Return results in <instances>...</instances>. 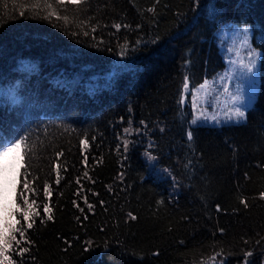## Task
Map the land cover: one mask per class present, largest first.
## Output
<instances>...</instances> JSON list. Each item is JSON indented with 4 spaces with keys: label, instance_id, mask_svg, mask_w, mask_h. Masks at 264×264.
I'll return each mask as SVG.
<instances>
[{
    "label": "trees",
    "instance_id": "trees-1",
    "mask_svg": "<svg viewBox=\"0 0 264 264\" xmlns=\"http://www.w3.org/2000/svg\"><path fill=\"white\" fill-rule=\"evenodd\" d=\"M228 22L262 49L258 96L241 122L193 124L184 78L225 67ZM0 106V140L34 153L15 202L27 169L40 213L13 216L14 264H264V0H0Z\"/></svg>",
    "mask_w": 264,
    "mask_h": 264
},
{
    "label": "rangeland",
    "instance_id": "rangeland-1",
    "mask_svg": "<svg viewBox=\"0 0 264 264\" xmlns=\"http://www.w3.org/2000/svg\"><path fill=\"white\" fill-rule=\"evenodd\" d=\"M245 28L248 29L247 33L244 32ZM217 38L226 61L225 67L197 86L189 88L185 93V100L192 107L191 121L196 120L195 124L222 125L229 122H241L246 118L238 121L234 115L235 109L239 107L247 115L248 108L258 96L262 49L253 40L251 24L225 23L218 30ZM252 50L261 55L258 57L250 56L249 53ZM253 60H255V66L253 71L248 73L245 65ZM250 90L252 98L249 103ZM20 154H23V148ZM13 162L19 167L20 162L17 153L10 154L7 160L0 162V164ZM21 168L19 167L18 180L20 179ZM16 191L17 187L13 191L10 186L5 184L3 174H0V224H2L4 216L2 208L5 204H10L13 199L15 200Z\"/></svg>",
    "mask_w": 264,
    "mask_h": 264
},
{
    "label": "snow or ice",
    "instance_id": "snow-or-ice-1",
    "mask_svg": "<svg viewBox=\"0 0 264 264\" xmlns=\"http://www.w3.org/2000/svg\"><path fill=\"white\" fill-rule=\"evenodd\" d=\"M57 2L61 5H64L65 0H57ZM71 3H74L75 5H79L81 0H70ZM48 8H51V5H47ZM149 11H152V9H149ZM214 8H210V12H214ZM49 15H56V12H50ZM59 18V17H58ZM65 20H67V17H64ZM115 27L119 29L121 27L120 24H116ZM244 32L247 33L248 29L245 28ZM121 55H124L122 52ZM250 56L253 57H258L261 54L256 52L255 50L250 51L249 53ZM255 66V60L251 61L248 65H245V68L247 69L248 73H251L253 71V68ZM123 70V66H117L116 68L113 69V75H118L120 71ZM183 90L187 91L189 89V83L188 79L185 76L184 82H183ZM13 97H15V92L10 91L9 93ZM252 94L251 90L249 91V103L251 102ZM234 115L236 119L239 121L241 119L246 118V113L245 111H242L239 107L235 109ZM197 121L193 120L192 123L195 124ZM125 132H128V129H125ZM187 137L189 140L192 139L193 137V132L188 131L187 132ZM28 140V135L27 133L21 135L19 138H14L12 140H0V162L6 161L7 158L9 157L10 154L17 153L18 154V160H19V167H24L23 160H24V154H20L22 147L26 150V154L30 156V158H34V153L33 149L29 147L26 144V141ZM82 144L85 148L88 147V140L87 138H84L82 140ZM126 148V144H125ZM58 155H62V153H58ZM148 156L149 160H154L155 157H152L150 154H146ZM84 162H87V157H84ZM19 167H17V164L15 162L8 164H0V174H3V179L6 185L10 186V188L15 191V188L17 187V184L19 183L18 180V173H19ZM59 172H60V166H56V183H60V178H59ZM28 171L27 169L25 170L24 174V181H23V189L24 191H21L19 193V196L21 198V202L24 205V207H21L20 205L16 204L15 200L13 199L10 204H5L2 208V211L4 213V216L2 218L3 222L0 224V262H3V264H14L12 261L11 257L8 255V252L11 248V242L16 241L17 246H19L20 242L19 240H16L15 233L20 232L21 237H24V232L21 231L19 228L16 227V224H19V221H13L11 218L14 215L19 214L22 219L26 222L27 229H31L33 227V223L35 222L34 217L39 216L40 213L36 211L34 205H35V200L29 202V197L25 194V192H34V189L30 187L29 182H28ZM87 175V173H85ZM77 182H79L77 180ZM45 194L47 196H51V190L50 187L45 188ZM264 195V193H262ZM86 202V198H85ZM244 203V201H241ZM75 203V202H74ZM103 203V201H101ZM79 207V205H76ZM245 206H247L245 204ZM219 207V206H217ZM89 208H91V205H89ZM43 211L46 214H49L47 218L49 220L52 219L50 212L51 208L49 207L48 204H45L43 206ZM81 211H83L81 209ZM134 218V217H133ZM41 223H43V219L41 220ZM223 231V229H221ZM28 243H31L30 241ZM28 248H19L18 249V254L20 257H23V254L28 252ZM252 253H248V256H251Z\"/></svg>",
    "mask_w": 264,
    "mask_h": 264
},
{
    "label": "water",
    "instance_id": "water-1",
    "mask_svg": "<svg viewBox=\"0 0 264 264\" xmlns=\"http://www.w3.org/2000/svg\"><path fill=\"white\" fill-rule=\"evenodd\" d=\"M0 112H1V106H0Z\"/></svg>",
    "mask_w": 264,
    "mask_h": 264
}]
</instances>
